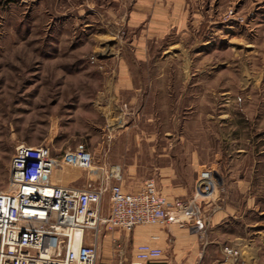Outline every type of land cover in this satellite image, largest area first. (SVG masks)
<instances>
[{
  "label": "rangeland",
  "instance_id": "rangeland-1",
  "mask_svg": "<svg viewBox=\"0 0 264 264\" xmlns=\"http://www.w3.org/2000/svg\"><path fill=\"white\" fill-rule=\"evenodd\" d=\"M39 1L0 0V192L10 189L20 145L46 146L58 160L84 146L96 166L121 168L126 191L154 179L181 199L211 168L222 181L206 211L228 204L245 226L257 224L264 264V0H182L189 26L179 46L165 52L170 42L152 43L148 64L130 59L144 87L134 103L107 86L120 53L132 54L133 0H94L92 9L87 0ZM162 73L163 89L147 91ZM60 173L78 187L88 178L62 164ZM117 233L102 235L98 264L131 262L139 242Z\"/></svg>",
  "mask_w": 264,
  "mask_h": 264
},
{
  "label": "built area",
  "instance_id": "built-area-1",
  "mask_svg": "<svg viewBox=\"0 0 264 264\" xmlns=\"http://www.w3.org/2000/svg\"><path fill=\"white\" fill-rule=\"evenodd\" d=\"M59 160L46 146L16 148L9 167L10 190L0 192V264H98L102 235L131 233L137 227L176 225L205 237L211 217L206 206L216 201L222 181L213 169L199 172L192 198L172 199L154 179L137 191H126L121 168L96 166L84 146L67 150ZM61 164L88 173L82 187L51 184L49 178ZM107 198L109 211L104 207ZM112 244L122 251L119 238ZM223 253L226 263L243 264L239 247L227 245ZM163 255L161 248L142 243L129 264H150ZM127 261L121 256L118 264Z\"/></svg>",
  "mask_w": 264,
  "mask_h": 264
},
{
  "label": "crops",
  "instance_id": "crops-1",
  "mask_svg": "<svg viewBox=\"0 0 264 264\" xmlns=\"http://www.w3.org/2000/svg\"><path fill=\"white\" fill-rule=\"evenodd\" d=\"M28 1L21 0L22 3ZM31 1L32 3L40 2L39 0ZM95 5L94 0L85 2L86 9H92L91 7H95ZM184 7L182 0L132 1L131 13L127 20L128 27L131 31L134 30L133 38L129 41L132 54L131 57H128L125 51H122L117 57L116 81L107 84L108 90L114 96L120 98L121 93H129L131 103L142 99L144 87H141V84L137 82L140 81L138 79L140 71L138 72L132 67L130 59L133 58L137 64H148L152 56V49L150 48L152 43L157 44L167 41L170 44L164 50L165 52H171L176 49L179 46V41L176 37L181 31L188 30L189 26L186 17L187 9ZM135 30H137V33H135ZM144 73L149 74V71ZM165 76L167 75L162 73L160 77L152 79L146 84L145 89L147 91L159 89V86H162V82H164L163 77ZM161 88L163 89V87ZM77 179H63L54 175L49 178V181L56 186H67L76 182ZM161 193L164 194L162 191ZM165 196L172 199L178 198ZM242 219L243 217L239 214L237 215L236 210H233L231 206L222 204L219 208L214 209L204 238H200L197 234L187 230H181L176 225L166 228L153 227L163 231L154 229L139 231V227H137L131 233H134L133 239L135 242H139L136 246L142 243H149L163 250L162 259L150 264H227L224 263L225 257L223 253L226 245H233L242 250L244 264H261V249L263 246H259V243L262 236L258 234L257 224L251 223L245 226L246 222L241 221ZM118 232L121 233L122 231ZM120 233L117 234L120 235ZM125 234L128 236L130 233ZM153 236H158L160 239L154 241L152 240ZM131 261H133V257Z\"/></svg>",
  "mask_w": 264,
  "mask_h": 264
},
{
  "label": "bare ground",
  "instance_id": "bare-ground-1",
  "mask_svg": "<svg viewBox=\"0 0 264 264\" xmlns=\"http://www.w3.org/2000/svg\"><path fill=\"white\" fill-rule=\"evenodd\" d=\"M54 175H56V171H55ZM54 175H53V176H54ZM53 176H52V177H53ZM56 176H58L59 178H63V179H70V178L66 177V176L64 175V173H63V174L60 173V174H58V175H56ZM9 190H10V189H9Z\"/></svg>",
  "mask_w": 264,
  "mask_h": 264
}]
</instances>
